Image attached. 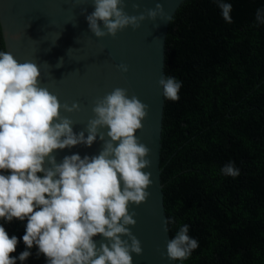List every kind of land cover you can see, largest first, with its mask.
Segmentation results:
<instances>
[{
    "label": "water",
    "instance_id": "obj_1",
    "mask_svg": "<svg viewBox=\"0 0 264 264\" xmlns=\"http://www.w3.org/2000/svg\"><path fill=\"white\" fill-rule=\"evenodd\" d=\"M186 0H0L57 264H175L160 179L165 44Z\"/></svg>",
    "mask_w": 264,
    "mask_h": 264
},
{
    "label": "trees",
    "instance_id": "obj_2",
    "mask_svg": "<svg viewBox=\"0 0 264 264\" xmlns=\"http://www.w3.org/2000/svg\"><path fill=\"white\" fill-rule=\"evenodd\" d=\"M0 31V264H57L30 110ZM160 179L175 264H264V0H186L165 44Z\"/></svg>",
    "mask_w": 264,
    "mask_h": 264
},
{
    "label": "built area",
    "instance_id": "obj_3",
    "mask_svg": "<svg viewBox=\"0 0 264 264\" xmlns=\"http://www.w3.org/2000/svg\"><path fill=\"white\" fill-rule=\"evenodd\" d=\"M43 249H44V252L46 254H53V252H54V251H52V249L50 247H44Z\"/></svg>",
    "mask_w": 264,
    "mask_h": 264
}]
</instances>
